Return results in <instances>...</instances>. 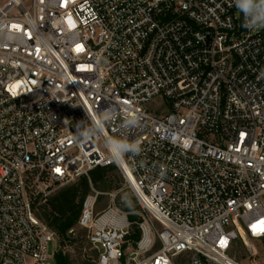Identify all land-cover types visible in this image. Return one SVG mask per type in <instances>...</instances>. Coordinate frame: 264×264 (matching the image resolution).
I'll return each mask as SVG.
<instances>
[{
	"label": "built area",
	"instance_id": "built-area-1",
	"mask_svg": "<svg viewBox=\"0 0 264 264\" xmlns=\"http://www.w3.org/2000/svg\"><path fill=\"white\" fill-rule=\"evenodd\" d=\"M110 164L141 236L93 188L78 226L98 264L264 247V0H0V264H50L35 198Z\"/></svg>",
	"mask_w": 264,
	"mask_h": 264
},
{
	"label": "trees",
	"instance_id": "trees-1",
	"mask_svg": "<svg viewBox=\"0 0 264 264\" xmlns=\"http://www.w3.org/2000/svg\"><path fill=\"white\" fill-rule=\"evenodd\" d=\"M93 188L100 191H119L117 203L123 210L129 212V219L132 222L128 238L136 243L141 236V229L136 221L140 220L137 210L139 205L133 192L125 184L122 172L116 164L97 166L89 171V175H82L73 183L60 187L58 191L47 198L48 207L39 205L41 195H38L34 201V207L37 208V215L57 233L58 239L62 245L80 241L74 233L77 229L79 233L86 238V229L78 226V220L82 211L83 202L86 197L92 193ZM105 195H99L96 208L104 209L109 204L101 207L99 202ZM104 201V200H103ZM98 210V211H99ZM79 227V228H77ZM73 229V232L70 230ZM241 243H238V245ZM235 250H233L234 254ZM83 260L78 263L72 257L70 251H64L62 248L55 253L56 264H94L96 263L98 252L94 249L93 254L84 253Z\"/></svg>",
	"mask_w": 264,
	"mask_h": 264
},
{
	"label": "rangeland",
	"instance_id": "rangeland-1",
	"mask_svg": "<svg viewBox=\"0 0 264 264\" xmlns=\"http://www.w3.org/2000/svg\"><path fill=\"white\" fill-rule=\"evenodd\" d=\"M76 181V180H75ZM69 182L66 183L64 185L58 186L57 184L51 186V188L53 189L54 187L58 186L51 194H49L46 198L44 196H41V199L39 200V205L41 206H46L48 207V202H47V198L56 193L58 191V189L60 187H63L65 185H69ZM105 199L101 200L99 202L100 206L103 207L105 204H108V196L105 195L104 196ZM105 202V204H104ZM97 210H99V208H97ZM79 228V227H77ZM79 229H77L74 233V235L80 239V241H76L73 243V245L70 244H66V245H62L58 239V237H56V241H53L50 245V249L52 252V257L50 259V264H56L55 262V253L58 249L62 248L64 251H70V253L72 254V257L76 260V262L80 263L83 260V255L84 253H87L88 255L93 254L94 249L91 247V245L89 244V242L87 241V238H84L83 234L78 232ZM253 253H251L248 248L246 247L245 244L241 243L238 246H236L235 248V252H234V256L236 257V259L241 262L242 264H264V247L261 245L260 242L258 241H254L253 243ZM94 264H98L97 260L96 263L93 262Z\"/></svg>",
	"mask_w": 264,
	"mask_h": 264
},
{
	"label": "snow or ice",
	"instance_id": "snow-or-ice-1",
	"mask_svg": "<svg viewBox=\"0 0 264 264\" xmlns=\"http://www.w3.org/2000/svg\"><path fill=\"white\" fill-rule=\"evenodd\" d=\"M13 27H17V26H13ZM80 46H78V48H79ZM57 171H59V170H57ZM261 223L262 224H264V221H261ZM253 228H254V230H255V225L253 226Z\"/></svg>",
	"mask_w": 264,
	"mask_h": 264
},
{
	"label": "clouds",
	"instance_id": "clouds-1",
	"mask_svg": "<svg viewBox=\"0 0 264 264\" xmlns=\"http://www.w3.org/2000/svg\"><path fill=\"white\" fill-rule=\"evenodd\" d=\"M128 150H132V146H129V149Z\"/></svg>",
	"mask_w": 264,
	"mask_h": 264
}]
</instances>
